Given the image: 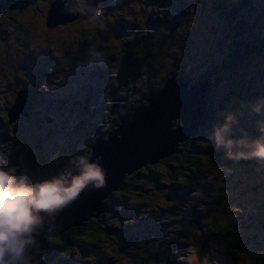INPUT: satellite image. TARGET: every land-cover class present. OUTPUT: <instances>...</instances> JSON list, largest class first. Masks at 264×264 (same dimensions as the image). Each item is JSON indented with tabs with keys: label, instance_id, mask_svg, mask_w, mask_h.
<instances>
[{
	"label": "trees",
	"instance_id": "trees-1",
	"mask_svg": "<svg viewBox=\"0 0 264 264\" xmlns=\"http://www.w3.org/2000/svg\"><path fill=\"white\" fill-rule=\"evenodd\" d=\"M14 1L16 4L0 13V23L6 25L5 32H3L2 36L0 35V73L3 75V71L8 72V76H6L11 82H17V77L23 80L19 84H22L23 86L20 87H24V89L21 90L19 87L16 88L18 90L15 96L18 95L20 91H31V95L28 96L25 103L23 114H19L17 117L19 119L23 117L24 120H27L32 117V100L33 95H35L34 89L30 86L33 84L31 81L32 73L28 71L31 67L30 63L32 56L28 51L33 47V38L31 35L34 30L33 26H35L30 20L34 16H37L39 17V28L42 30L50 29L45 14L53 0H28L20 3L17 0ZM102 1L104 0L100 1L99 6L91 17H85L88 13L83 10L84 13L81 12L80 17L72 21L74 24L81 23L82 25H87L81 28L79 24V27L77 26L78 28L75 30L77 31V38L75 37L72 43L78 42L76 44L78 48L82 47L86 38L97 40V38H99L97 33L99 28L106 27V20L111 16V13L106 12L107 8H109L108 4V7L103 10L105 14L98 16L101 9L106 7L105 3ZM205 1L207 0H200L201 4H204ZM163 2L164 0L162 4ZM213 2L216 6L215 8L211 7V14H213V17L219 24L225 26L226 30L231 31V35L234 38L231 39V35H229L228 32L223 33V38L218 40L219 46H217V49L215 48V51L221 52L219 57L215 55L214 58H211L210 54L211 56L213 55L211 51L207 50L206 52L209 59L206 63L201 62V64H196L194 67L192 65L193 63H189V65L188 62L182 65L178 62L177 58H175L180 56L181 50L185 49L182 48L183 45L181 41H179L181 39H172L173 46L167 47V44L160 43V40L165 41L166 32H169L166 31L159 36L160 39L156 40V46H153L152 44L150 45L149 38L153 35H157L158 30L154 28L149 31L148 28L151 27L148 23L144 26H142V24H135L139 30L136 37L130 40H123V42L113 43V46L116 48L113 52L115 55L111 54L112 61L106 70L108 75H106L108 78L107 81L114 88L115 93L117 92L118 97H115L112 102V98L107 96L104 101L106 104H104L103 107L101 106L95 109L94 107L75 106L76 108L84 109L83 111L89 112L86 118L84 117L86 121L82 119L78 120V118L81 117L75 116L78 120H76L78 126L83 127L84 130H94L93 133H98L97 136L93 137L87 144H78L79 141H77V137L82 136L78 133H82L83 131L73 128L75 124L73 127L69 128L63 121L62 124L65 127L66 133L69 131L71 135H67L59 131V129H52L54 133L47 134L46 132V134L42 136L43 138L38 139L42 145H44L49 142V136L53 135L58 137V134H60V136L65 134V137H72L71 140L75 139L72 142L73 144L81 146L79 150H76L77 153L74 152L69 154V158L79 155H88L90 158L93 152V146H95L97 140H109L112 132L119 128L121 117H127L125 121L130 120L137 110L139 111L142 106H145L143 105L146 104L145 98L152 91H160L165 82L173 74L182 73L192 85L198 83L205 77L211 79V86L204 97L208 110L207 121L199 127L196 134L180 143L176 147V151L169 156L159 159L154 164L142 166V168L137 170L134 178L132 175H125L117 189L113 190L107 198L102 200L101 205L104 210L98 217H91L89 220L83 221L80 225L72 226L62 233L47 239L45 247L41 251L39 263L37 264H176L177 258L170 256V254L176 255L178 251L183 249V241L191 234L190 232H194V224L201 217V212H198L196 209L192 210L189 214L183 213L185 215L183 218L179 217L180 209L171 200L172 193H185L187 191L186 182L187 178H189V174L200 175L205 171V168L224 169L230 167V160L254 163L257 176H259V173H262L258 179L261 185L257 190L252 187L251 192L257 193L259 190L261 194L263 193L264 160L248 157L246 155L251 151L252 143L248 140L243 142L240 139L237 126L232 125V120L234 121L236 117L239 104L240 106L242 104L240 103V99H242V102L253 101L250 103L254 108L252 111L256 117V111L264 108V65L254 64V71L259 73L258 76H255L259 78L257 80L259 87L256 84L257 81H252L253 84L251 88H249L250 85L245 87V84L241 85L242 78L238 77L248 68V61L254 60L260 56L264 58V0H213ZM174 3L177 4L178 2L174 1ZM176 6L181 17L191 12L188 8H181L183 5L177 4ZM110 8H112V6ZM146 10H152V13H155L156 16L155 22L158 21L164 26L163 28L167 27L166 30L172 31L178 25L174 27L165 26L169 23V19L165 9L161 7L159 3L157 7L149 5V7H146ZM246 12L249 13L250 18H246ZM180 25L181 24H179V26ZM145 29L146 32L143 31ZM72 30L73 29L69 31ZM22 38H25V40ZM18 40H23L26 49L20 47L21 50L17 48L16 50L11 49L9 50L10 52H7V48L4 45L5 41H8V43L13 42L18 45ZM67 42L68 39H58L48 44L51 48L58 50V53L64 54L67 52V47H65ZM199 49L196 43H193V45L189 47L191 52L189 53L191 58L189 61L197 60V54L201 51ZM153 52H156V54L158 52H165L166 54L163 53V59H158L156 61L154 57L156 54L152 58ZM172 56H174V58H172ZM19 58L22 59V61L19 62ZM8 60L11 61L10 64ZM37 61L38 64H36V67H38V71L34 72V75L39 77L41 82L38 80L36 84L44 86L47 82H54L56 79L55 75L58 73L54 71V65H50V69L53 70L52 74H47V72L44 76L39 74L42 72V66V69L47 70L45 68L46 63L51 64L52 61L47 57L44 59L38 58ZM168 61L170 62V69L158 76V83L156 85H143L141 90L138 91L140 93L136 95L133 100L129 101L128 91H137L136 84L139 74H146L147 71L149 73H156L158 70L161 71L164 62L168 63ZM55 62L57 63V61ZM57 65H60V63H57ZM187 68H192V70L195 71L197 69L199 73L195 78H191L186 72ZM98 72L102 71H100L97 65V73ZM49 75H53L51 80H48L51 78ZM232 77H238L241 82L235 80L231 81L230 78ZM255 77H253L254 80L257 79ZM24 82H26L25 85L23 84ZM224 82L226 83V88H222L221 84ZM16 89L10 85L9 95H13ZM250 93L253 94L254 98L253 96L250 97ZM121 99L124 100V103H122L124 106L120 102ZM116 100L119 101V104L115 103ZM56 105L64 108L62 101H59ZM9 109L10 107H7L2 111L3 118L0 119V125H7L10 130L8 131V129H6L7 127H5L7 132L15 135L16 138H20L17 136L16 126L13 125L16 121L11 122L12 124L9 122ZM79 109L75 110V114ZM100 114L101 117L99 118ZM254 115H248L247 121L249 127H253L252 120L255 118ZM96 117H98V122L95 120ZM19 119L17 121H19ZM173 124V129L177 128V126L181 125V121L179 119L173 120ZM103 128L104 130H102ZM257 130L260 134L261 129ZM38 134L39 133L33 132L30 135L37 138ZM218 135H222L226 146L232 150V154H230L231 151L219 145L222 138H219ZM21 138L23 137L21 136ZM50 139H52V137H50ZM24 141L25 140H23V142ZM31 145L32 144H30V146ZM34 149H36V146L33 145L31 153L28 154V156L23 153V156L27 159V161L22 162L24 169L20 163L4 158H0V166L14 170L15 175L18 177H25L28 182H34L58 173L69 160L68 158L66 161H56L55 157L57 156V159L61 156L59 152L53 153V151H51L45 159H41L37 156L38 150ZM59 151L61 152V150ZM239 157L241 160H239ZM163 166L166 167L167 170V173L164 172L166 182L159 185L158 180L162 179L163 176L159 175L157 177L152 173L158 168L163 169ZM144 170L146 173H144ZM147 173L149 174L147 175ZM160 173H162V171ZM38 176H40V179ZM141 177L146 179L147 182L154 183L156 187L160 186L170 191V195H163L164 199L168 201L166 202L168 206V209H166L168 210V215L165 217L159 216L155 221L148 217H139V220L136 219L132 223L124 224L122 223L123 218L128 219V217H134L135 213H139L138 207L151 206L147 197L153 194V187L146 184L147 182L141 183ZM204 179H209V177H204ZM242 181L241 179L240 183ZM240 194H243V190L241 193L239 192L238 196ZM237 197H233L230 201L233 199L236 200ZM142 213L145 214L147 212L145 210L141 212L139 216H143ZM153 214L154 213H152V215ZM219 220L220 216L215 215L208 218L205 223L219 226L221 225ZM254 220H256V222L246 227V233L250 235V238L247 239V243H251L252 246L249 247L251 250H264V244L257 242V237L264 238V217L259 212L258 214L256 213ZM119 223H122V225ZM256 223H258V226L254 225ZM98 228L101 233H98ZM214 230L216 231V228H214ZM240 246L242 245H236L238 248Z\"/></svg>",
	"mask_w": 264,
	"mask_h": 264
},
{
	"label": "rangeland",
	"instance_id": "rangeland-1",
	"mask_svg": "<svg viewBox=\"0 0 264 264\" xmlns=\"http://www.w3.org/2000/svg\"><path fill=\"white\" fill-rule=\"evenodd\" d=\"M5 1L6 2L4 3L6 4L11 3L13 0ZM162 1L163 0L102 1L105 3L106 7L101 9L98 16L105 14V11L103 10L108 7V4L109 8H107L106 12H110L111 16H109V18L106 20V27L99 28V31L97 32L99 38H97V40L86 38L81 48H78L76 45L78 42L72 43L75 40V37L77 38V31L75 30L79 27V24L81 28L82 26L86 27L87 25H82L81 23L74 24L73 22H69L68 24L58 23L55 27L42 30L38 26L39 17L32 15L34 17L30 20V22L35 25L33 26L34 30L32 31L33 34L31 35L33 38V47L32 49L30 48V51L26 50L33 56H31V67L28 69V71L32 73L31 81L33 84L30 86L35 91V95L32 100V117L27 120H24L23 117L20 119L17 118L15 120L18 111L17 108L15 109L18 98L16 97L17 95L15 96V93L18 90L16 89L18 87L21 90L24 89V87H20L23 85L19 84L23 80L20 77H17V82H11L7 77L8 72L3 71V75L0 73V119L3 118L2 111H4V109L7 107H10L8 112L9 115L13 117L12 122L16 121V123L13 125L16 126L17 136L20 138L22 136L24 138H16L15 135L7 132L6 129L10 131L7 125L3 126L1 124L0 157H7L10 160L18 162L23 168L22 162L27 161V159L23 156V153L27 154L28 156V154L31 153V149L34 145L38 150L37 156L39 158L45 159V157H47L51 151H53V153L59 152L61 157L56 159V156L55 160L62 162V160L66 161V159L69 158V154L74 152L77 153L76 150L81 148V146L78 144H87L93 137L97 136L98 133H93L94 130H90V132L88 130H84L83 127L78 126L77 121L80 119L86 121L85 118L89 112L83 111L84 109L82 110L76 108L75 106L79 105L80 107L88 108L94 107L95 109L101 106L103 107V105L106 104L104 101L107 96L112 98V102L115 97H118L117 92L115 93L114 88L107 81L108 75L106 70L112 61L111 54H113V52L116 50V48L113 46V43L120 41L123 42V40H130L136 37L139 30L135 24H142V26H144L148 23L151 27L148 28L149 31L154 28L158 30L157 35H153L150 38L148 37L150 40V45L152 44L153 46H156V40L160 39L159 36L166 31L169 32H166L165 41L160 40V43H164L165 45L167 44V47L173 46L172 39H181L179 41H181L183 45L182 48L185 49L181 50L180 56L175 58H177L178 62H180L182 65L188 62V64L193 63L192 65L194 67L196 64H201V62L206 63V61L209 59L206 52L207 50L211 51L213 55L211 56L210 54L211 58H214L215 55L218 57L221 55L220 51H215V48L217 49V46H219L218 40L223 38L224 32H228V34L231 35V31L226 30L225 26L219 24V22H217V20L213 17V14H211L212 8H215L216 6L214 5L213 0H207L204 2V4H201L200 0H164L163 4ZM174 1H177V4L183 5L181 8H188L191 10V12L181 17L178 13V8L176 6L177 4L174 3ZM158 3L165 9L169 19V23L165 26L168 25V27H174L178 24L174 30L170 31L166 30L167 27L163 28L164 26L158 21L155 22V13H152V10H146V7H149V5L157 7ZM63 4L64 8L69 11V14L74 16L81 14V12L84 13V9H81L83 5L88 4L90 9H93L94 7V4H91L90 1L88 2V0H63L61 1V8H63ZM111 6L112 8H110ZM48 10L49 9H47V12ZM45 16L47 17V13ZM246 18H250L249 13L247 12ZM179 24L181 25L179 26ZM5 28L6 25L4 23H0L1 36L3 35V32H5ZM71 29L73 30L69 31ZM143 31L146 32V29ZM31 37L29 36L30 39ZM25 38L22 39L25 40ZM64 38L68 39V42L65 44V47H67V52L64 54L58 53V50L51 48L48 44L58 39L65 40ZM230 38L234 39L232 35ZM23 40H18V45L14 44L13 42L8 43V41L3 43L7 48V52H10L9 50L11 49L16 50L19 48V50H21L20 47L25 48ZM193 43H196V45H198L200 48L199 50L201 51L198 52L196 61H189L191 59L189 47L192 46ZM165 52H158L157 54L156 52H153L152 58L156 54L154 56L156 61L158 59H163L162 57L164 54H166ZM113 55H115V53ZM46 57L52 62L51 64L46 63L45 68L47 70L42 69V66V72L39 74L41 76H44L46 72L47 74H52L53 70L50 69V65H54V71H57L58 73L55 75L56 79L54 82H47L44 86H41L36 84L38 80L41 82V79L34 75V72L38 71V67H36V64H38L37 59H44ZM172 58H174V56H172ZM8 61L10 64L11 61ZM20 61H22V59L19 58V62ZM55 61L60 63V65H57ZM254 64L264 65V58L260 56L254 60L248 61V68H246V71L242 72V75L238 76L239 78H242V82L238 77H232L230 80L239 81L242 83L241 85L245 84V87L250 85L249 88H251L253 84L252 81H257L259 79L255 77L258 76L259 73L254 71ZM97 65L102 72L97 73ZM169 69L170 62L168 61V63L164 62L161 71L158 70L156 73H149L147 71L146 74H139L136 84L137 91H128L129 101L133 100L135 96L140 93L138 91L141 90L143 85H156L158 83V76ZM186 72L188 73V76L195 78V76H197L199 73V70L196 69L195 71L192 70V68H187ZM49 76L51 78L48 80H51L53 75ZM253 77L257 79L254 80ZM25 83L26 82L23 84L25 85ZM256 84L259 87L258 81ZM10 85L16 89L13 95H9ZM221 85L222 88L227 87L225 82ZM14 96L15 99L13 101ZM251 96H253V94L250 93V97ZM23 99L24 97L20 100V102ZM240 100V103L242 104L241 106L239 104V108L236 111V117L234 121L232 120V125L237 126L240 139L243 142L248 140L250 143L256 139H264V108L258 109L256 111V117L252 111L254 108L250 103L253 101L251 100L249 102H242V99ZM59 101H62L64 108L56 105ZM123 101L124 100L121 99V104L124 103ZM20 102H18V104ZM115 103L119 104V101L116 100ZM107 104L110 105L109 103ZM122 105L124 106V104ZM77 109L79 110L75 114V110ZM248 115L255 116V118L252 120L253 127H249L248 125ZM75 116L81 118H78L77 120ZM100 117L101 114L99 118ZM18 119L19 121H17ZM95 120L98 122V117H96ZM63 121L67 127H73L75 124L73 128L83 131L82 133H78L82 136L77 137V141H79V143L77 142V145L72 143L75 139L71 140L72 137H65V134H71L69 131L66 133L65 127L62 124ZM5 127L7 128L5 129ZM52 129H59V131L65 134L61 136L58 134V137L51 135L48 138L49 142L42 145L38 139L43 138L42 136L45 135L46 132L47 134L54 133ZM257 129H261L260 134ZM102 130H104V128ZM33 132L39 133L37 138H34L30 135ZM50 137H52V139H50ZM218 137L222 138L221 142H219V145L222 148H226L231 151L230 154H232V150L226 146L222 135H218ZM23 140L25 141L23 142ZM30 144L32 145L30 146ZM59 150H61V152ZM239 160H241L240 157ZM230 161V167L224 169L205 168V171L200 175L189 174V178H187L186 182L188 188L187 191L185 193H172L171 200L180 209L179 214L181 216L179 215V217L183 218L185 216L183 213L189 214L194 209H196L198 212H201V217L197 220L198 223L195 222L194 224V232H190L191 234H189L187 239H185L182 243L183 249L178 251L176 255L170 254V256L177 258L176 264H264V250L249 249V247L252 245L251 243H247V239L250 238V235H247L246 233V227H248V225L251 223L256 222V220H254L256 213L258 214L260 212V214L264 217V188L262 189V194L259 190L257 193L255 191V193L251 192L252 187H254L255 190L260 188L259 186L261 184L258 182V179L262 173H259V176H257L256 166L254 163H244L234 160ZM161 171L162 173H160ZM164 172L167 173L166 167L163 169L158 168L152 173L157 177L159 175L163 176L162 179L158 180L159 185L166 182V176H164ZM136 173L137 170L130 175H132L134 178ZM144 173H146V171ZM148 174L149 173H147V175ZM207 176L209 179L205 180L204 177ZM38 178L40 179V176H38ZM241 179L243 181L240 183ZM140 182L145 183L147 181L141 177ZM146 184L153 187V194L147 197L151 206L138 207L137 209L139 213H135V216L132 218H123L122 223H132L136 219L139 220V217H148L155 221L159 216L165 217L168 215V210H166L168 209L166 204L168 201L164 199L163 195H170V191L160 186L156 187L152 182H147ZM242 190L243 194L238 196L239 192L241 193ZM235 196H238L236 200L233 199L230 201V199ZM145 210L147 213H142L143 216H139L141 212ZM152 213L154 214L152 215ZM215 215L220 216L219 221L221 225L214 226L209 223H205L208 218ZM122 223L119 224L122 225ZM254 225L258 226V223ZM214 228H216V231ZM97 231L98 233H101L99 228ZM257 239V242L264 244V238L257 237ZM237 244H241L242 246L238 248L236 247Z\"/></svg>",
	"mask_w": 264,
	"mask_h": 264
},
{
	"label": "water",
	"instance_id": "water-1",
	"mask_svg": "<svg viewBox=\"0 0 264 264\" xmlns=\"http://www.w3.org/2000/svg\"><path fill=\"white\" fill-rule=\"evenodd\" d=\"M61 1L63 0H54L49 6L46 17L49 28L58 23L66 24L77 20L81 15L69 14L64 10V4L61 8ZM89 1L94 7L90 9L89 3L82 6L88 13L85 17L94 14L101 0ZM4 2L6 1L0 0V13L16 4L14 0L11 3ZM210 86L209 77L192 85L182 73L173 74L160 91H152L145 98V106L137 110L130 120L125 121L127 117H121L119 128L112 132L109 140H97L90 159L102 166L106 174L104 186H87L55 214L45 216L43 227L35 234L36 244L29 247L31 264L39 263L47 239L72 226L80 225L91 217H98L104 210L102 200L117 189L125 175L169 156L180 143L194 136L207 121L208 110L204 97ZM28 96L25 91H20L16 96L15 109L18 111L15 120L19 114H23ZM176 119L181 121V125L173 129V120ZM12 121L13 117L10 116L9 122Z\"/></svg>",
	"mask_w": 264,
	"mask_h": 264
},
{
	"label": "clouds",
	"instance_id": "clouds-1",
	"mask_svg": "<svg viewBox=\"0 0 264 264\" xmlns=\"http://www.w3.org/2000/svg\"><path fill=\"white\" fill-rule=\"evenodd\" d=\"M248 157L264 160V139L252 141ZM106 174L88 155L69 158L61 171L28 182L14 170L0 166V264H31L29 247L52 216L87 186L102 187Z\"/></svg>",
	"mask_w": 264,
	"mask_h": 264
},
{
	"label": "flooded vegetation",
	"instance_id": "flooded-vegetation-1",
	"mask_svg": "<svg viewBox=\"0 0 264 264\" xmlns=\"http://www.w3.org/2000/svg\"><path fill=\"white\" fill-rule=\"evenodd\" d=\"M17 1L20 3V2H22V1H23V2H26V1H28V0H17ZM81 9H82V8H81ZM64 10L67 11V12L69 13V11H68L66 8H64ZM28 94L31 95V91H28ZM33 98H34V95H33ZM0 158H4V159H7V160H10L9 158H5V157H0Z\"/></svg>",
	"mask_w": 264,
	"mask_h": 264
}]
</instances>
